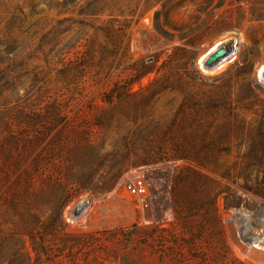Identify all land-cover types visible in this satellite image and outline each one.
I'll return each mask as SVG.
<instances>
[{
    "label": "rangeland",
    "instance_id": "obj_1",
    "mask_svg": "<svg viewBox=\"0 0 264 264\" xmlns=\"http://www.w3.org/2000/svg\"><path fill=\"white\" fill-rule=\"evenodd\" d=\"M256 58L264 0H0V264H262Z\"/></svg>",
    "mask_w": 264,
    "mask_h": 264
},
{
    "label": "bare ground",
    "instance_id": "obj_2",
    "mask_svg": "<svg viewBox=\"0 0 264 264\" xmlns=\"http://www.w3.org/2000/svg\"><path fill=\"white\" fill-rule=\"evenodd\" d=\"M234 41H235V45H234V43H232V44L229 43L228 44L227 42L226 43H222L221 42L219 44H215L214 46L212 45L213 47H212V49L210 51H208V52L207 51H203L202 54L200 56H198V58H197L199 60L198 64H199L200 68H202V69L208 68L210 65L218 63V62H219V66H221V68L226 67L228 65L227 60L229 58H225V57H227V55H229V53H231V52L233 53L232 56L235 57L234 60H236L238 63L244 62L245 59H246L247 50H246V46H245L246 44L244 42L242 34L239 35V39L238 40H234ZM213 42L214 41L211 40V39L206 41V42H204L202 44L203 46H202V48L200 50H203L208 45L211 46V43H213ZM253 67H254L255 72L257 73V77L259 79V85L260 86L264 85V65H263V61L260 60V58H256L254 63H253ZM243 203L244 202L241 201L239 210L240 209L244 210ZM238 215L240 216V214H235L233 212H230V214H229L230 217H235V218H237ZM262 221L264 222V216H263ZM237 224H239V223H237ZM243 235H245V234H243ZM234 243H235V247L237 248V250L242 255L245 254V255L252 256L258 262L264 264V231H263L262 235L258 234V236H256V237L247 238L246 239V243L245 244L243 243L244 245L240 244L238 242V240H236ZM253 246L257 250L253 249L252 248Z\"/></svg>",
    "mask_w": 264,
    "mask_h": 264
},
{
    "label": "built area",
    "instance_id": "obj_3",
    "mask_svg": "<svg viewBox=\"0 0 264 264\" xmlns=\"http://www.w3.org/2000/svg\"><path fill=\"white\" fill-rule=\"evenodd\" d=\"M133 183L136 188V193L140 197V204H143L144 197L149 195L150 185L141 176H135Z\"/></svg>",
    "mask_w": 264,
    "mask_h": 264
},
{
    "label": "water",
    "instance_id": "obj_4",
    "mask_svg": "<svg viewBox=\"0 0 264 264\" xmlns=\"http://www.w3.org/2000/svg\"><path fill=\"white\" fill-rule=\"evenodd\" d=\"M81 207H83V204L81 205ZM78 209V208H77Z\"/></svg>",
    "mask_w": 264,
    "mask_h": 264
}]
</instances>
